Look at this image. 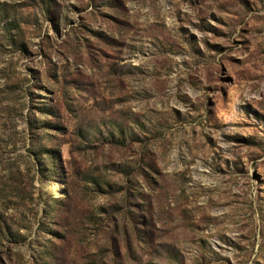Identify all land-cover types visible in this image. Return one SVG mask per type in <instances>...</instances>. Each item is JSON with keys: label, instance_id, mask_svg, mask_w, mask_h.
Returning a JSON list of instances; mask_svg holds the SVG:
<instances>
[{"label": "rangeland", "instance_id": "obj_1", "mask_svg": "<svg viewBox=\"0 0 264 264\" xmlns=\"http://www.w3.org/2000/svg\"><path fill=\"white\" fill-rule=\"evenodd\" d=\"M0 264H264V0H0Z\"/></svg>", "mask_w": 264, "mask_h": 264}]
</instances>
